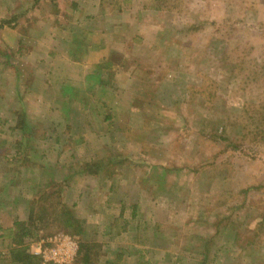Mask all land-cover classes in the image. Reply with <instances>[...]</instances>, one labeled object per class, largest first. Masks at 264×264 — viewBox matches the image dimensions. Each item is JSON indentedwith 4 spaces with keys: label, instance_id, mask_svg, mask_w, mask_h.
<instances>
[{
    "label": "rangeland",
    "instance_id": "1",
    "mask_svg": "<svg viewBox=\"0 0 264 264\" xmlns=\"http://www.w3.org/2000/svg\"><path fill=\"white\" fill-rule=\"evenodd\" d=\"M101 5L99 13L133 11L130 25L124 23L131 33L122 52L137 64L134 75L124 70L117 81L121 103L105 102L113 121L102 135L108 149L89 166L95 171L98 165L111 184L123 176L117 184L123 192L138 180L139 207L132 212L127 206L120 223L110 226L125 230L118 236L123 241L140 240L143 251L147 241L154 243L141 256L152 264H167L156 259L164 244L180 255L174 264H264V0ZM133 47L138 51L131 53ZM10 137L0 133L1 148ZM9 152L7 169L14 172L18 163ZM2 170L0 187L8 180ZM64 191L54 197L58 206L50 207V198L42 202L50 188L32 200L33 215L22 222L36 234L26 240L30 253L37 264H101L107 256L99 245L103 225L84 197L77 199L79 187L74 197ZM161 206L170 211L159 213ZM65 208L76 221L72 230L62 222ZM160 234L170 235L168 244ZM55 249L68 258L50 260Z\"/></svg>",
    "mask_w": 264,
    "mask_h": 264
},
{
    "label": "crops",
    "instance_id": "2",
    "mask_svg": "<svg viewBox=\"0 0 264 264\" xmlns=\"http://www.w3.org/2000/svg\"><path fill=\"white\" fill-rule=\"evenodd\" d=\"M101 1L0 0V133L11 136V141L0 146L5 151L3 156L0 153L2 173L8 177L0 187V248L14 246L9 234L20 227L17 222L28 219L34 198L50 188V207L58 206L54 197L59 191L66 189L65 195L74 197L79 187L77 199L84 197L88 212L103 225L99 245L107 256L99 263L152 264L141 256L154 250V243L147 241L143 251L137 246L140 240L123 241L118 236L125 230L118 228L115 233V226H110L113 221L120 223L127 206L132 212L139 207L138 180L123 192L117 188L123 176L111 184L89 167L102 161L96 156L108 149L102 135L113 121L105 114V102L113 97L121 103L117 81L124 70L134 75L137 65L123 53L131 33L125 25H130L133 11L99 13ZM126 21L129 24L124 25ZM9 151H15L13 163H18L14 172L7 169ZM160 208H156L159 213L170 211L167 206ZM141 227L147 231L145 225ZM160 237L168 244L170 235ZM159 247L156 252L162 249L163 255L157 260L179 261L172 246L169 250L165 244Z\"/></svg>",
    "mask_w": 264,
    "mask_h": 264
},
{
    "label": "trees",
    "instance_id": "3",
    "mask_svg": "<svg viewBox=\"0 0 264 264\" xmlns=\"http://www.w3.org/2000/svg\"><path fill=\"white\" fill-rule=\"evenodd\" d=\"M97 167H99V166L97 165L95 167L96 173L99 172V170H97L98 169ZM48 198H49V196L42 198V202H44V201L47 202ZM33 210L31 211L32 215H33ZM69 212L70 211L67 210V208H65L63 211H61V214L63 215V216H61L62 220H63L62 222H63V225L66 227H73V225L76 221L73 220L72 218H70L71 214ZM44 213H46L45 208H44ZM61 214H59V215H61ZM49 216H51V215H49ZM50 218H52V216ZM54 219H55V217H54ZM16 226L17 227L20 226V227L14 231H11L9 234V237H11L12 241L14 242V246H11L12 248L9 249L7 251V253H2L0 251V264H5V263H7V264H37L36 258H35L36 256L33 255V253H30L28 245L26 243L27 238L36 236L35 232L31 231L28 228V226H26V224L22 223V222H20V223L17 222ZM84 247H85V245L83 246V248ZM204 258L206 259V257H204ZM203 264H204V261H203Z\"/></svg>",
    "mask_w": 264,
    "mask_h": 264
},
{
    "label": "built area",
    "instance_id": "4",
    "mask_svg": "<svg viewBox=\"0 0 264 264\" xmlns=\"http://www.w3.org/2000/svg\"><path fill=\"white\" fill-rule=\"evenodd\" d=\"M62 239H64V238H60V240H62ZM56 242H58V241H56L55 240V242H52L53 244H55L56 245ZM66 244L68 245V244H70V245H72L70 242H67L66 241ZM42 245H40V247H41ZM66 246V245H65ZM71 247V246H70ZM41 249V248H40ZM71 249L73 250V247H71ZM67 252H68V254H71V253H69V250H67ZM50 257H52L53 259H50V260H53V261H58L59 263H62V262H64L63 260L64 259H66V258H68L66 255H63L62 254V252H61V250L60 251H57V249H55V250H53L51 253H50ZM47 256V255H46ZM55 261V262H56Z\"/></svg>",
    "mask_w": 264,
    "mask_h": 264
}]
</instances>
